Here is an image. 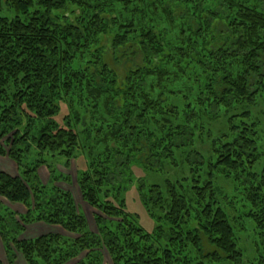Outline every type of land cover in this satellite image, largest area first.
Instances as JSON below:
<instances>
[{
  "label": "trees",
  "instance_id": "1",
  "mask_svg": "<svg viewBox=\"0 0 264 264\" xmlns=\"http://www.w3.org/2000/svg\"><path fill=\"white\" fill-rule=\"evenodd\" d=\"M78 153L96 231L57 185ZM0 156L26 207L0 203L9 264H264V0H0ZM135 162L164 175L136 180L151 231L126 210ZM39 222L76 236L18 238Z\"/></svg>",
  "mask_w": 264,
  "mask_h": 264
},
{
  "label": "rangeland",
  "instance_id": "2",
  "mask_svg": "<svg viewBox=\"0 0 264 264\" xmlns=\"http://www.w3.org/2000/svg\"><path fill=\"white\" fill-rule=\"evenodd\" d=\"M170 2L171 1H168V3H170ZM168 3H166V4H168ZM204 6H205V4H204ZM219 8H222V6L220 5ZM174 11L175 12L173 14L175 16L178 15L177 14L178 10L176 9ZM205 15H206V12H205ZM182 20H183V18H182ZM190 22H191V20H190ZM179 86H180V83L177 82L175 84V87H172V89H174L175 92H179L177 90L178 88H180ZM192 94H195L194 91L192 92ZM73 101L76 102V100H73ZM58 104H59V108H58V112L55 116V119L60 124H63L62 121H63L65 115L68 113V109H67V105L64 103L63 100H60V102ZM178 108L181 109V106H178ZM80 123H84L83 126H79L81 129H88L89 128V126H88V124H90L89 118L86 119V117L84 116V113L82 111H81V115H80ZM79 127H77V128L79 129ZM73 129L75 130V128H73ZM91 143H92V140H89L86 142V145L89 149H92V147L90 146ZM92 153H95V152L93 151ZM88 156H89V154L87 155L86 153H84V154L78 153L77 156L72 158L71 161L66 166H63L64 165V159L60 158L58 160V164H57V168L59 169V172H58L59 178L57 180V185L61 186L63 189L69 190L72 193L74 200H75V204L77 205L78 208H80L83 211V213L85 214V216L87 218L89 228L92 231H96L94 214L97 211H96V209L91 207L87 202H85L83 200L79 186H78V183H77L78 176L80 175L81 171L82 170L85 171L87 168ZM178 157L181 158V156H178ZM33 158H34V154H33V152H31L26 157V161L30 163L33 160ZM0 166L2 168H4L5 170H7L8 172H13V173L16 172L15 174H18V168L16 167V164L12 160H9V158H7V156L6 157L0 156ZM131 166H132V173L134 175L133 176V182H131L128 190H126L123 193L124 199L126 202V210L130 213H137L139 215L138 216L139 223L145 228V230L151 231L155 225V222L147 215L143 206L141 205V202L138 199L137 189H136L137 188V183H136L137 181L136 180H138V177H139V179L143 178V180H145V185L147 183H151V182L161 183L164 175L161 173H156V172H148L145 169H143V167H141L139 164H136V162L131 164ZM38 174H39L40 179L43 181L44 184H46V185L51 184V182L49 181V177H50L49 172H48V169L45 165H42L38 168ZM0 203L5 207L10 208L11 210H14L18 214H23L26 212V207L23 206L21 203H12L3 197H0ZM20 210L21 211L24 210V212L22 213V212H20ZM44 225H45V223L41 224V222H39L37 224H34V223L33 224H24L25 229H26V227H28L27 232H25V230H24L22 233H20L18 238L19 239L32 238V236L36 235L37 232L40 233L41 231L46 229V226H44ZM56 228H58L57 230L59 231L57 233H61L65 236L72 237V238L76 236L74 233L66 232L61 227H56ZM30 233H32V234H30ZM1 241H2V239H1ZM0 245H1V242H0ZM11 251L14 253L15 249L11 248ZM18 256H19V260L22 261V264H26L24 259L22 258V256L16 252V257L18 258ZM80 257H82V256L79 255V257H73L68 262H66L65 264H75L76 262L78 263L81 260ZM0 258L2 259L4 264H9L5 249H3L2 246H0ZM103 258H104V264H111V259L105 251L103 252ZM17 264H20V263L17 262Z\"/></svg>",
  "mask_w": 264,
  "mask_h": 264
},
{
  "label": "crops",
  "instance_id": "3",
  "mask_svg": "<svg viewBox=\"0 0 264 264\" xmlns=\"http://www.w3.org/2000/svg\"><path fill=\"white\" fill-rule=\"evenodd\" d=\"M0 169L1 170H3V171H5V172H7V173H9V174H12V175H15V173L16 172H8L7 170H5L4 168H2L1 166H0ZM20 212H24V210H20ZM35 224H37V223H35ZM41 224H44V223H41ZM44 226H46V229L45 230H43V231H41L40 233H36V235H34V236H37V235H40V234H44V233H48V232H59L57 229L58 228H56L57 226H53V225H44ZM27 229H28V227H26V229H25V232H27ZM35 233V232H34ZM33 233V234H34ZM30 234H32V233H30ZM34 236H32V237H34ZM0 242H1V245L0 246H2L3 247V249H4V246H3V243H2V241H1V238H0ZM1 259V258H0ZM2 260V259H1ZM16 261L18 262V263H20V264H22V261L21 260H19V256H18V258L16 257Z\"/></svg>",
  "mask_w": 264,
  "mask_h": 264
}]
</instances>
